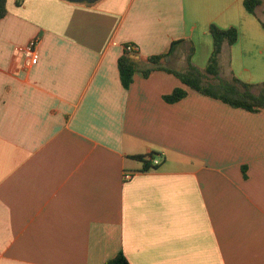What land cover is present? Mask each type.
<instances>
[{
	"label": "crops",
	"instance_id": "1",
	"mask_svg": "<svg viewBox=\"0 0 264 264\" xmlns=\"http://www.w3.org/2000/svg\"><path fill=\"white\" fill-rule=\"evenodd\" d=\"M0 20V264H264V111L205 97L147 59L264 83V0H6ZM37 41L25 67L21 48ZM177 43L174 47L171 46ZM138 46L125 88L118 60ZM222 72V71H221ZM185 98L167 103L175 88ZM254 88L253 92L257 93ZM156 154L144 170L136 156ZM130 173L129 180L124 174Z\"/></svg>",
	"mask_w": 264,
	"mask_h": 264
},
{
	"label": "trees",
	"instance_id": "2",
	"mask_svg": "<svg viewBox=\"0 0 264 264\" xmlns=\"http://www.w3.org/2000/svg\"><path fill=\"white\" fill-rule=\"evenodd\" d=\"M260 0H244V7L250 14H254L255 8L259 5ZM7 15L6 0H0V20ZM209 32L213 38V49L207 61L205 68L199 69L190 61V54L187 57L186 70L178 72L165 66V58L168 55H156L147 59L148 66L141 71L142 75L147 77L151 72L164 71L176 76L179 81L205 97L220 100L221 102L234 107L247 110L249 112L264 111V83L246 84L231 75L229 78L221 75L219 66V56L224 43L229 46L237 40V30L234 27L220 29L211 25ZM179 42H174V47ZM139 61L131 55L124 53L118 60V72L122 85L128 88L132 83L135 72L139 69ZM258 89L257 93L253 89ZM187 91L183 88H175L170 94L163 97L167 103H175L185 98ZM156 154L136 156L134 159L143 164L144 170L150 169L151 160ZM103 264H130L122 252L117 253L114 257Z\"/></svg>",
	"mask_w": 264,
	"mask_h": 264
},
{
	"label": "built area",
	"instance_id": "3",
	"mask_svg": "<svg viewBox=\"0 0 264 264\" xmlns=\"http://www.w3.org/2000/svg\"><path fill=\"white\" fill-rule=\"evenodd\" d=\"M138 50L139 48L135 44H127L124 47V53L131 55V56H136L138 54ZM21 51L23 52V55H24L25 67L26 68L32 67L38 59L37 41L32 40L27 46H25L24 48H21ZM159 163L160 162L158 160H155V159L151 160L152 167L158 166ZM123 177L125 180H129L132 177V174L125 173Z\"/></svg>",
	"mask_w": 264,
	"mask_h": 264
},
{
	"label": "water",
	"instance_id": "4",
	"mask_svg": "<svg viewBox=\"0 0 264 264\" xmlns=\"http://www.w3.org/2000/svg\"><path fill=\"white\" fill-rule=\"evenodd\" d=\"M71 2H87V3H92L94 1H97V0H69Z\"/></svg>",
	"mask_w": 264,
	"mask_h": 264
},
{
	"label": "rangeland",
	"instance_id": "5",
	"mask_svg": "<svg viewBox=\"0 0 264 264\" xmlns=\"http://www.w3.org/2000/svg\"><path fill=\"white\" fill-rule=\"evenodd\" d=\"M225 68H226V67H224L223 64H222V68L220 69V70L222 71V72H221V75L226 73V72L224 71ZM223 77H225V76H223Z\"/></svg>",
	"mask_w": 264,
	"mask_h": 264
}]
</instances>
